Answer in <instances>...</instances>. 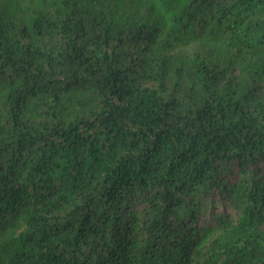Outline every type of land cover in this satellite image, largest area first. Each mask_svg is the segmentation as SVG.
Listing matches in <instances>:
<instances>
[{"label": "trees", "instance_id": "trees-1", "mask_svg": "<svg viewBox=\"0 0 264 264\" xmlns=\"http://www.w3.org/2000/svg\"><path fill=\"white\" fill-rule=\"evenodd\" d=\"M0 264H264V0H0Z\"/></svg>", "mask_w": 264, "mask_h": 264}]
</instances>
